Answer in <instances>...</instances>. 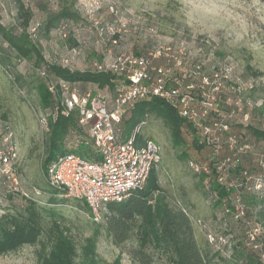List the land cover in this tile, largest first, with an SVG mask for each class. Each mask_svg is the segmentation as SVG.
<instances>
[{
	"label": "rangeland",
	"instance_id": "obj_1",
	"mask_svg": "<svg viewBox=\"0 0 264 264\" xmlns=\"http://www.w3.org/2000/svg\"><path fill=\"white\" fill-rule=\"evenodd\" d=\"M20 0H0L2 22L21 32L22 19L18 16ZM32 11L28 31L41 48L47 62L60 64L71 70H97L98 66L122 53H145L162 46L176 51L184 48L186 66L200 62L202 74L225 71L220 108L233 110L235 106L250 112L253 104L255 118L264 114V0H22ZM80 14L79 20H67L44 34L41 25L63 7ZM116 41V42H115ZM77 43L76 45L74 43ZM14 72L22 76V85H15L6 72H0V145L9 125L17 149V159L10 175L0 169V214L18 212L36 199L42 206L61 215L64 225L79 246L85 237L104 222H93L85 208L56 205L50 199L42 159L47 129L41 123L44 113L34 87L39 77L33 61H18ZM10 64L11 71L13 64ZM189 63V64H188ZM227 70V71H226ZM13 72V71H12ZM14 72L12 75H14ZM178 74L182 69L177 70ZM200 77V75H198ZM240 86V90H234ZM95 88V87H93ZM239 103V104H238ZM245 110V111H244ZM256 113V114H255ZM6 116V117H5ZM139 135L153 138L161 146L162 161L156 171L161 190L171 204H182L190 215L202 218L214 229L218 226V210L212 207L200 176L188 160L178 157L169 129L156 116H149ZM253 120V118H252ZM234 130L244 128L242 113L236 115ZM188 159L209 162L214 150L193 145L192 135L185 132ZM74 152L93 160L94 149L82 140L71 141ZM247 164H256L254 161ZM245 163V164H246ZM256 169V168H255ZM36 189L41 190L38 195ZM210 201V202H209ZM51 223V221H49ZM49 224V223H48ZM48 226V225H47ZM200 243L206 244L205 234L197 227ZM242 235L241 230H237ZM130 243L136 245L135 239ZM117 246L104 233L98 238L99 264H113L118 255L122 264H136L127 254L132 244ZM38 246L25 245L17 252L0 257V264H37ZM153 264H165L157 257Z\"/></svg>",
	"mask_w": 264,
	"mask_h": 264
},
{
	"label": "trees",
	"instance_id": "obj_2",
	"mask_svg": "<svg viewBox=\"0 0 264 264\" xmlns=\"http://www.w3.org/2000/svg\"><path fill=\"white\" fill-rule=\"evenodd\" d=\"M18 16L22 19L21 32L3 24L0 10V72H6L15 85H22V76L14 72L15 63L12 62V58H16L18 61H33L41 78L34 87L44 111L41 118L45 120L47 128L42 159V168L46 174L52 162L60 155L74 152L70 147L71 141L88 140L86 128L80 124L78 111H68L60 101L59 95L63 84L78 85L83 90L98 87L113 91L120 77L110 71L71 70L66 66L47 62L41 48L28 31L32 11L22 0L18 2ZM79 19L80 14L77 11L65 6L49 16L40 28L44 34H50L56 27L65 29V24L61 26L65 21ZM12 63H14L12 69L14 75L10 66ZM179 78H181L179 74H176L175 80ZM220 102L214 110L216 116L230 113L236 116L242 113L243 117L247 113L243 112V109L239 110L238 106L233 110L223 111L219 106ZM252 111L253 109L250 111V121L248 124L242 123L244 128L239 131L245 133L247 138L253 136L257 141H262L264 131L260 128V118L263 114L255 118L257 121L255 124L252 121L256 115H252ZM149 116H156L163 121L169 129L173 147L178 150V157L188 160L189 165L193 160L204 162L197 158L188 159L190 157L186 148L189 145L185 132L192 135L195 147L199 149L209 147L214 150V157L210 159L211 164L228 156L226 146L217 152L213 144L202 142L196 135L195 127L179 114L178 109L164 98L157 96L138 100L135 103L130 117L124 120V132L128 133L133 126L141 122L145 125ZM184 126L186 130H183ZM9 132L10 127L6 125V135ZM251 161L256 164L246 163ZM258 162L256 154L245 156L238 162L233 176L240 178L242 182L240 189L246 204L247 219L260 223L264 230V187L247 190V183L255 186L253 181L264 173ZM197 174L206 192L210 194L211 202H209L214 210H218L217 216H219L225 204L230 206L228 197L231 191L214 180L207 187L204 182L205 174ZM261 178L264 180V174ZM46 182L48 187L45 188L49 190L48 194L53 203L70 206H75L73 203H76L78 207L85 208L90 219L95 222L85 202L68 197L65 190L52 186L47 179ZM41 194L40 190L38 195ZM222 218L216 220L218 226L214 230L233 234V259H228L221 252L214 250L207 241L203 245L199 242L196 228L190 219L189 209L182 204H171L167 200L161 190L158 173L154 169L144 188L134 190L122 201L108 203L104 222L98 225L91 235L85 237L79 246L71 235V228L60 220L61 215L52 208L42 206L36 199L28 198V204L24 209L15 213L0 214V257L15 253L25 245H37V264H99L97 244L99 236L104 233L117 246L126 245L132 238L135 239L136 245L130 243L132 246L127 254L136 264H153L157 257L162 258L165 264H239L240 261L246 264H263L256 252L248 249L245 244L244 223L242 221L235 223L224 216ZM225 220L228 221L227 226H224ZM237 230H241L242 235H239ZM113 264H122L120 255Z\"/></svg>",
	"mask_w": 264,
	"mask_h": 264
},
{
	"label": "built area",
	"instance_id": "obj_3",
	"mask_svg": "<svg viewBox=\"0 0 264 264\" xmlns=\"http://www.w3.org/2000/svg\"><path fill=\"white\" fill-rule=\"evenodd\" d=\"M186 55L184 48L176 51L171 46L145 53L110 55L111 58L99 65L97 70L110 71L120 77L113 91L98 87L83 90L78 85L63 84L60 101L68 111H78L80 124L86 128L88 137L83 142L94 149L93 160L76 152L60 155L52 162L45 177L52 186L65 190L68 197L85 202L91 218L101 221L108 210V203L122 201L134 190L144 188L151 172L160 165L162 154L159 143L153 138L139 137L144 122L133 126L127 133L124 132V120L130 117L138 100L154 96L164 98L195 127L196 135L202 142L213 144L217 152L227 147L228 156L222 160L214 164L193 160L190 166L195 173L205 174L207 187L214 180L231 191L228 197L230 206L224 205L218 220L224 216L235 223L242 221L247 248L256 252L264 264L263 227L247 219L240 189L242 182L233 176L238 162L251 153L258 156V165L264 170V140L257 141L253 136L247 138L245 133L234 130L232 124L236 122V116L233 113L214 114L222 100L223 81L229 76L222 70H216L211 75L202 74L200 62L186 66ZM178 69H182L179 73L181 78L175 80ZM234 90L239 91L240 86ZM247 106L253 109L252 102L248 101ZM238 109L242 110L239 106ZM250 115L249 111L245 113L242 123L248 124ZM41 123L47 129L43 118ZM260 124L264 131V114ZM12 137L10 130L0 147V169L8 176L11 164L17 159ZM263 174L253 181L255 186L247 183V190L264 187ZM36 191L40 194V190ZM190 219L205 234L206 241L214 250L233 259L232 233L211 229L202 218L190 215ZM227 224L225 220L224 226ZM239 264L246 263L240 261Z\"/></svg>",
	"mask_w": 264,
	"mask_h": 264
}]
</instances>
